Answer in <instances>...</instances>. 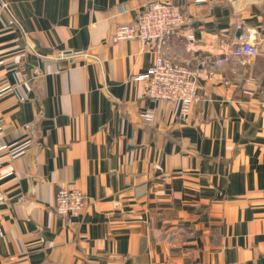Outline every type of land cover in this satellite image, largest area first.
Segmentation results:
<instances>
[{
	"label": "crops",
	"instance_id": "1",
	"mask_svg": "<svg viewBox=\"0 0 264 264\" xmlns=\"http://www.w3.org/2000/svg\"><path fill=\"white\" fill-rule=\"evenodd\" d=\"M154 1L0 0V264H264V0H174L190 24L114 43ZM159 53L197 74L185 117L137 79Z\"/></svg>",
	"mask_w": 264,
	"mask_h": 264
},
{
	"label": "built area",
	"instance_id": "2",
	"mask_svg": "<svg viewBox=\"0 0 264 264\" xmlns=\"http://www.w3.org/2000/svg\"><path fill=\"white\" fill-rule=\"evenodd\" d=\"M191 21L177 1L156 0L148 4L135 21L118 25L112 41L138 40L159 45L171 31L187 26ZM232 54L237 57L256 56L259 49L250 41H243L235 45ZM225 61L226 58L218 61L217 65L221 66ZM137 79L147 81V97L179 103L182 117L190 112L198 98L199 82L196 72L186 64L164 58L160 53L148 73ZM145 119L152 121V113L146 112ZM2 134L0 129V138ZM6 147L0 142V152ZM86 202L87 196L81 190L60 189L55 198V212L62 217H78L83 214Z\"/></svg>",
	"mask_w": 264,
	"mask_h": 264
}]
</instances>
